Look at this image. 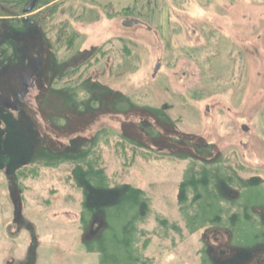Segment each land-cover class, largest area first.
<instances>
[{"label":"rangeland","instance_id":"rangeland-1","mask_svg":"<svg viewBox=\"0 0 264 264\" xmlns=\"http://www.w3.org/2000/svg\"><path fill=\"white\" fill-rule=\"evenodd\" d=\"M8 1L0 264H264V0Z\"/></svg>","mask_w":264,"mask_h":264},{"label":"flooded vegetation","instance_id":"flooded-vegetation-1","mask_svg":"<svg viewBox=\"0 0 264 264\" xmlns=\"http://www.w3.org/2000/svg\"><path fill=\"white\" fill-rule=\"evenodd\" d=\"M30 1L31 0H12V3L10 4L11 5V8H8V9H5L4 7V10H5V12L8 14V16L10 17V18H12L13 17V14H16V10L17 9H20L21 10V12H22V18H21V22H22V24L23 25H27V26H31V25H35V23L32 21V20H30L29 18H28V16L26 17V18H24V12H23V10H24V8L30 3ZM37 2H38V0H35V3H34V6H33V11H35V10H37L38 11V9H36L35 7H36V5H37ZM35 9V10H34ZM31 10V12L33 13V11ZM30 12V13H31ZM31 13V14H32ZM35 28V27H34ZM209 129V128H208ZM206 143V142H205ZM208 145H209V143H207ZM192 156H193V154H192ZM228 190V191H227ZM225 192H232V191H230L229 189H227Z\"/></svg>","mask_w":264,"mask_h":264},{"label":"trees","instance_id":"trees-1","mask_svg":"<svg viewBox=\"0 0 264 264\" xmlns=\"http://www.w3.org/2000/svg\"><path fill=\"white\" fill-rule=\"evenodd\" d=\"M8 3L10 5L12 3V0H9ZM47 49H48V52H51L52 51L53 47L51 46V44L47 45ZM114 95H115V98H117V100H123V101L126 102V99H124L123 97H121V94H114ZM19 99H22V95L19 96V97H17V99H16L17 106H19V104H18L19 103L18 101H20ZM127 100H129V99H127ZM126 105H129V104H127V102L125 103V105H124L125 106V109H124V106L123 107L121 106V107H118L117 109L115 108L114 110H111V111H114V112H117V113L124 112L126 114V113H128L131 110V109L128 108L129 106H126ZM27 161H29V160H27ZM27 161L26 160H24V161L22 160L23 163H26Z\"/></svg>","mask_w":264,"mask_h":264},{"label":"water","instance_id":"water-1","mask_svg":"<svg viewBox=\"0 0 264 264\" xmlns=\"http://www.w3.org/2000/svg\"><path fill=\"white\" fill-rule=\"evenodd\" d=\"M34 3H35V0H31L30 3L24 8V10H23V12L25 14L24 18H26L27 17L26 15L31 12V10L33 9ZM126 23H127L126 25H132L135 22L127 21ZM157 67H158V65L156 66L154 72L157 70Z\"/></svg>","mask_w":264,"mask_h":264}]
</instances>
